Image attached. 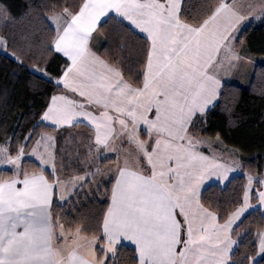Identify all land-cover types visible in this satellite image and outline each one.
<instances>
[{
  "label": "snow or ice",
  "instance_id": "obj_1",
  "mask_svg": "<svg viewBox=\"0 0 264 264\" xmlns=\"http://www.w3.org/2000/svg\"><path fill=\"white\" fill-rule=\"evenodd\" d=\"M43 12L48 43L11 52L22 70L38 55L30 70L52 92L26 132L0 136V264H116L129 247L130 264H264V228L243 253L233 238L252 199L264 208V176L244 173L231 210L205 201V182H228L241 161L201 127L244 58V22L264 23V0H65ZM15 20L0 7V21ZM110 22L122 42L105 58L93 41ZM0 46L8 54L3 36ZM52 54L66 58L54 77L40 66ZM93 183L106 208L66 220L57 209Z\"/></svg>",
  "mask_w": 264,
  "mask_h": 264
},
{
  "label": "trees",
  "instance_id": "obj_2",
  "mask_svg": "<svg viewBox=\"0 0 264 264\" xmlns=\"http://www.w3.org/2000/svg\"><path fill=\"white\" fill-rule=\"evenodd\" d=\"M71 2L72 0H68V3ZM53 3L64 5L65 0H0V7L7 6L12 15L18 17V20L9 21L7 25L0 21V35L7 39L10 52L30 48L38 54L48 43L49 22L41 17L44 15L43 6ZM120 31L122 30L110 22L99 33L104 38L101 53L105 58L113 53L119 55L116 48L122 42L118 39ZM240 35L242 45L247 47L251 55L264 56V23L260 21L256 25L251 24ZM128 39L132 41L135 38L129 34ZM65 59L60 54H52L40 66L45 67L54 77ZM38 60L37 55L36 59L26 61L22 70L13 59L0 54V136L12 137L14 133L26 132L35 123L32 120L33 114L44 105L46 95H51V85L36 80L30 70V65ZM32 84L38 86L32 87ZM201 127L206 129L203 135L215 138L219 134L227 146L236 148L241 154L242 173L224 186L211 185L203 192L205 201L211 202L213 207L231 210L233 201L246 183L244 173L253 174L257 178L264 175V66H257L247 89L226 84L219 103L211 110L206 123ZM72 130L69 129L70 132ZM101 187L98 193L90 196H72L71 201L76 202L75 207L69 202L57 211L67 213L66 220L69 221L100 215L106 208V197L103 195L106 189L104 184ZM107 187L110 188V185ZM261 228H264L262 211L255 209L247 212L244 223L233 233V238L240 241L235 250L238 253L247 251L256 239L257 230ZM132 255L131 247L121 250L117 253L116 264H130Z\"/></svg>",
  "mask_w": 264,
  "mask_h": 264
},
{
  "label": "rangeland",
  "instance_id": "obj_3",
  "mask_svg": "<svg viewBox=\"0 0 264 264\" xmlns=\"http://www.w3.org/2000/svg\"><path fill=\"white\" fill-rule=\"evenodd\" d=\"M259 22H260V20L255 19L251 22V24L256 25ZM244 24L246 25V27L251 25L248 23V21H245ZM100 38L103 41V39H104L103 36L101 34H98L97 39L93 41V45L96 49L100 48V41H99ZM239 48H240L244 58L241 59L240 62L237 63V66H236L237 68H235V70L232 69L230 71V75L232 74V80H233L232 84H235V85H238L244 89H247L251 85L252 77L255 73L257 66L258 65L264 66V56H262V55H257V56L251 55L248 52L247 47L245 45H241V47H239ZM7 52H8V54H5L3 47L0 46V54L7 55L8 57H10L12 59L11 52L9 50H7ZM71 133L73 135H75L76 133H87V129L85 127H83V129L80 128V130L71 131ZM82 139H83V137L78 136V137H76V139L74 141H69V143L66 146L70 150H74ZM63 144H64V141H63ZM214 148L216 149V151L218 153H221V154L232 153L235 159L241 161L240 152L236 148L227 146L221 138H220V142H218L214 145ZM81 150L84 151L83 148ZM107 155L114 157L113 153H109ZM74 158H75V153L73 151V159ZM100 166L102 168H105V167H111L112 165L110 163L105 162V163H102ZM79 168H85V170H87L86 166L82 163L80 165L74 164L72 169H70V171L75 172ZM242 170H243V167H242V161H241V168L235 170L236 172L234 174H240V173H242ZM79 174L83 175V172H80ZM104 178H107V177H104ZM88 179H92V178L88 177ZM100 179H101L100 177H96V181H99ZM255 187H256V185L254 184V188ZM100 189H102V187L100 186V188L97 189L95 183H93L91 186H89L88 184H85L82 189L77 188L76 194L72 195V196H78V195L81 196L82 194L90 196V194L98 193L100 191ZM250 204L252 205V207L248 210V212L255 210V209H258L257 208V206L259 204L258 200L252 199L250 201ZM259 209L262 211V213H264V208H259Z\"/></svg>",
  "mask_w": 264,
  "mask_h": 264
},
{
  "label": "crops",
  "instance_id": "obj_4",
  "mask_svg": "<svg viewBox=\"0 0 264 264\" xmlns=\"http://www.w3.org/2000/svg\"><path fill=\"white\" fill-rule=\"evenodd\" d=\"M99 41H100V48L99 49H96L95 47H94V50H96V51H98V53L99 54H101L102 55V53H101V48H102V39L100 38L99 39ZM103 56V55H102ZM238 62H240V61H238ZM238 62H236V64L238 63ZM235 68H237V67H234L233 68V70H235ZM232 74L230 75V72H228L226 75H224L223 77H222V83L223 84H232ZM213 109V108H212ZM83 125H81V126H79V127H75V128H70V129H73L72 131H76V130H80V128L81 129H83ZM205 151L207 152V149H205ZM236 171H234V172H232V173H230V180L233 178V177H235V176H237L238 174H234ZM234 174V175H233ZM229 180V181H230ZM228 181V182H229ZM228 182H225V183H223V184H220V183H218L217 181H216V179L213 177V178H211L209 181H206L205 182V184L202 186V190H203V192H204V190L206 189V188H208L209 186H211V185H221V186H224V185H226ZM236 246H234V248H235Z\"/></svg>",
  "mask_w": 264,
  "mask_h": 264
}]
</instances>
